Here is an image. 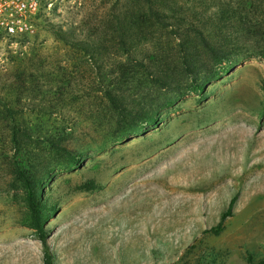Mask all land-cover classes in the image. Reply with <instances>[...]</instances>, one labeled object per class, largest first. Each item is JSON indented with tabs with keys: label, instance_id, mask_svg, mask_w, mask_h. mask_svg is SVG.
<instances>
[{
	"label": "rangeland",
	"instance_id": "1",
	"mask_svg": "<svg viewBox=\"0 0 264 264\" xmlns=\"http://www.w3.org/2000/svg\"><path fill=\"white\" fill-rule=\"evenodd\" d=\"M46 2L0 41V264H264L263 46L219 19L235 3L254 25L264 3Z\"/></svg>",
	"mask_w": 264,
	"mask_h": 264
},
{
	"label": "trees",
	"instance_id": "2",
	"mask_svg": "<svg viewBox=\"0 0 264 264\" xmlns=\"http://www.w3.org/2000/svg\"><path fill=\"white\" fill-rule=\"evenodd\" d=\"M216 1L221 2V0H216ZM260 3L263 4L264 0H248V2H246V6H248L249 10L254 9V8L256 9L255 6L256 5L260 6ZM254 4H256V5L254 6ZM224 5H225V8L220 10V12H219V15H220L219 19L225 20L226 23H229V24H231V22H233L234 23V29L232 30V32H234V33L239 32L245 36H249L248 38H253L255 40V44L263 46L262 50L259 51V53H258V57L264 62V21L261 20V21L257 22L256 24L252 25V23L249 22L246 14L243 13L242 11L240 12V10L238 11L236 9L235 3L233 5V7H231L230 4L229 5L224 4ZM152 16L155 19V22L157 25H159V26H167L168 25L165 21H163L162 18L164 16L158 10H156V9L153 10ZM176 19H177L176 24L182 23L188 27H194L195 28L194 24H192L193 21L196 22V19H194V17L192 18L193 21L183 19V17H181V18L177 17ZM196 24L199 25V23H196ZM193 32H194L193 36H195V35L198 36L199 40L203 43V48L209 52H213V49L209 48V41L205 40L203 37L204 31L201 28L200 29L196 28L193 30ZM201 48H202V45H201ZM194 49L196 50V46L194 47ZM183 57H184V59L181 62L183 69H181V72H183V74H185L186 76L191 75L193 73L192 71L195 70V67H193V63L194 62L198 63L196 54H194V53L189 54L188 53V54L184 55ZM181 60H182V58H181ZM134 64H135V66H137L139 68H142V66H143V64H141L140 62H134ZM206 64H213L214 65V62L211 61V59H209L208 63H206ZM159 71L160 70H157V72H159ZM215 78H216V76L213 75V77H211L209 79L207 78V79H205V81L204 80L200 81V83H198L196 85L195 91L198 94H201L204 91L205 83L210 81V80H213ZM155 80H157V79H155ZM161 82H162V80L158 79V83L161 84ZM175 82L179 83L178 80H175ZM154 122L155 121H153V123ZM129 133H130V131H129ZM70 160H73V158L70 157ZM21 170L22 169L17 170L15 172V175L17 176L18 181L20 182V185H21V188H22V191L24 194V202H25V204L29 210L30 219L33 221L34 228L38 230L41 228L40 223L42 221V219H40V205L38 202V194H39L38 188H37L38 180L33 175L32 172L28 173L27 171H21ZM235 199H236L235 196L230 198V200L228 201L226 210L220 215V221L229 216L230 209H231ZM43 264H51V257L47 252H45L43 255Z\"/></svg>",
	"mask_w": 264,
	"mask_h": 264
},
{
	"label": "built area",
	"instance_id": "3",
	"mask_svg": "<svg viewBox=\"0 0 264 264\" xmlns=\"http://www.w3.org/2000/svg\"><path fill=\"white\" fill-rule=\"evenodd\" d=\"M46 0H0V41L10 40L29 32L30 21Z\"/></svg>",
	"mask_w": 264,
	"mask_h": 264
}]
</instances>
